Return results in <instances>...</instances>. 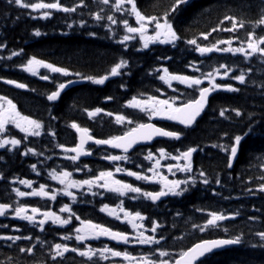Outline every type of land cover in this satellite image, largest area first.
Segmentation results:
<instances>
[{
  "label": "trees",
  "instance_id": "trees-1",
  "mask_svg": "<svg viewBox=\"0 0 264 264\" xmlns=\"http://www.w3.org/2000/svg\"><path fill=\"white\" fill-rule=\"evenodd\" d=\"M75 2L76 0H61L62 4L68 6ZM171 2L172 0H137V7L145 15L159 16L164 13ZM86 3L88 8L78 9L77 13L71 15L52 10L53 14L50 19L33 20L29 15L30 9H21L8 5L6 0H0V42L7 45L0 52V56L5 57L0 60V94L13 100L25 115L40 120L47 128L50 126L49 118L53 114L61 125L52 124L53 127L56 129L63 127L61 129L63 133L67 130L64 127L75 122L90 128L98 136L106 133L101 129L98 130L93 123H100L112 129L115 135H121L129 125L116 124L115 114L125 115L134 122H147L146 115L125 107L133 96L138 98L149 95L158 96L157 92L162 91L165 94L168 93V96L179 94L165 90L162 81L155 78L162 74L163 68H168L169 72L174 74L200 76L201 73L189 72L187 64L192 61L205 72L218 67L221 63L234 69L230 75H238L243 71L246 76L244 85L232 79H228L226 83L239 88L240 91L216 93L210 100L207 112L195 128L186 131L175 124H160L168 130H182L184 135L180 141H163L166 143L162 144L163 146L157 145V147H165L167 151H172L176 147L182 150L188 146L198 147L195 155L197 173L201 170L205 171L210 184L205 186L198 183L182 197L171 200L169 206L163 207L162 211L160 208L156 209L158 216L154 219L163 225L162 229L157 230L158 233L162 232L174 242L165 244L166 248H171L174 253H179L198 241L229 238L239 234L243 237L242 244L210 256L208 264H264V249L251 247L252 243L258 242V237L254 233L264 231V193L252 195L246 192L248 187L255 189L260 183L257 177L264 175V88L261 87L264 84V62L258 58V53L249 57L248 61H245L239 53L233 55L219 52L203 59L195 55V46L185 43L187 39L195 38L197 43L207 46L218 39H228L235 35L239 37V40L233 39L232 45L240 46L241 41H246V33L251 30V24H246L245 29H238L235 33L213 32L208 40H204L201 34L219 25L226 15L237 19L243 18L245 21H256L264 13V0H190L171 17L173 28L181 37L175 47L164 44L142 51L135 50L142 47L138 37L127 43V51H124L123 45H118L113 39H109L110 34L105 31V28L91 21L88 15L90 11L98 10V3L94 0H86ZM81 12H83L82 18L89 21L88 28L100 27L96 38L90 37L85 28H80L78 23L74 24L71 29L66 26L73 21L78 22L81 19ZM35 14L39 15V13H31V15ZM129 23L131 24V20ZM224 26L230 27V22L225 21ZM36 29L46 34L34 37L32 33ZM117 29L119 37L125 34L121 25H118ZM262 29L264 25L257 27L255 34L264 35ZM244 46L246 47V43ZM20 49H23L20 56L13 57L11 60L6 59L11 51ZM33 56L55 66L79 72L84 76H102L108 73L120 59L128 61V68H122L121 75L110 79L104 85H94L85 80L74 82L65 89L59 102L52 105L46 99V93H49L52 88L49 81L43 82V80L35 79L19 67L21 63H26V60ZM155 69H161V72L156 73ZM149 72H153V75H148ZM42 73L51 75L46 70ZM4 80L24 83L27 88H16L4 83ZM59 82L64 81L58 80ZM179 91L185 93L184 98L186 99H192L197 95L192 91ZM108 96L113 99L106 100ZM97 107L104 111L97 115L96 120H89L87 111ZM51 108L54 111L50 114ZM225 109H227L225 115L221 116L220 112ZM234 109L240 110L242 116L236 117ZM105 112H112L114 115L110 117L105 115ZM250 126L254 131L244 136ZM225 133L227 136L224 135ZM235 135H242L244 139L239 148L237 161L229 169L226 167L228 153L220 151L219 147L213 148L211 145H230ZM25 145L34 148L37 152H42L41 156H48V146L38 141H32L29 144L22 142V151ZM0 156L4 157L3 162L7 164L4 169L0 170V174L6 177V180H0V203L15 204L19 201L15 193L11 191L13 188L11 175L18 168L19 161L24 171L30 172L29 165L33 163L30 157L33 155L23 156L27 157L23 159L19 152H5L0 153ZM217 177L221 180L220 186L215 183ZM214 191L219 195H212ZM224 197L230 198L224 199ZM198 208L205 211H196ZM208 211H216L229 216L238 212L239 215L235 220L218 222L220 227H213L210 234L202 236L192 231L191 227L193 223L203 224L208 218L206 215ZM177 212L181 215H177ZM250 216H255L256 220H249ZM0 224L9 225L7 229L0 228V234H14L9 230L18 227L15 226L10 213L7 218L0 217ZM21 228L24 227L21 226ZM224 229L228 230L227 233ZM176 236L182 239L177 240ZM18 243L25 246L29 242ZM9 257H12L13 261L18 264L33 261L31 256L20 254L16 246L9 249L4 242H0V261H5L7 264Z\"/></svg>",
  "mask_w": 264,
  "mask_h": 264
},
{
  "label": "snow or ice",
  "instance_id": "snow-or-ice-1",
  "mask_svg": "<svg viewBox=\"0 0 264 264\" xmlns=\"http://www.w3.org/2000/svg\"><path fill=\"white\" fill-rule=\"evenodd\" d=\"M98 3V10L90 11L88 13L91 21H94L98 26L106 29V32L110 35L109 39H114L117 36V32L114 30V26L122 25L124 35L118 39H114V42L118 45L124 46V51L128 50L127 42L139 38V42L142 47L136 48V51H142L149 49L150 44H170L175 47L176 42L181 39L177 34L171 23V17L174 13L178 12L181 6H186L190 0H172L171 4L164 11L162 15H145L137 7V0H94ZM8 5H14L21 9H30V18L36 19H50L53 11L61 12L68 15L77 13L78 9L88 8L86 0H76L71 6L61 3V0H6ZM130 6V7H128ZM44 10V11H41ZM31 13H39V15H31ZM119 14V17H117ZM81 19L79 21H73L68 23V28H73L74 24L78 23L80 28H86L89 21L83 19V12L80 13ZM129 17L135 18V24L133 26L129 23ZM225 21L230 22L229 26H224ZM246 24H251V30L246 33V41H241L239 47H232L233 39L239 40L238 36H233L228 39H218L215 43L202 46L197 43V39H187L185 41L188 45H193L194 51L204 56L207 53L219 52V53H231L236 55L239 53L243 56L245 61L249 60V57L258 53L262 62H264V35H256L255 29L264 25V13H262L256 21H245L243 18L237 19L234 16L226 15L219 25L213 27L211 31L202 33L204 40H208L209 36L213 32H230L235 33L238 29H245ZM152 29V34L149 35V28ZM264 31V29H262ZM46 33H42L39 29L33 31L34 37H41ZM89 36L95 37L94 31L88 32ZM255 36V38H254ZM246 43V48H245ZM219 45H228L227 47H219ZM7 47L6 43L0 42V52ZM23 53V49L19 51H11L10 55L6 57L7 60H11L13 57L20 56ZM5 59L4 56H0V60ZM159 59V57L157 58ZM171 59V57H168ZM19 67L32 76H38V70L40 68L48 70L49 73L59 74L62 77H79L81 80L90 81L94 85H104L110 77L121 75L122 68H128V61L120 59L111 67L110 71L102 76H84L79 72H73L65 67H58L52 63L45 62L44 60L37 59L36 57H30L26 60V63H21ZM187 67L191 68L192 72H201L200 76L195 75H181L170 73L168 68H163V74L157 75L155 78L163 81L173 93H177L178 89L172 87V81H176L179 84L184 85L188 89H192L195 94L198 92V96H194L192 99H186L185 93L181 92L178 95L167 96L164 99H159L154 95H149L147 98H138L133 96L125 105L127 108L137 109L139 112L144 113L148 117V122H134L132 119H128L125 115L115 114L114 122L116 124H124L125 122L129 127L123 131L121 135L111 136L107 139H96L89 135V129L86 127H80L77 123L73 122L70 127L78 133L79 142L75 147H66L63 144H57L56 147L60 148L64 153L63 159L72 161L75 164L82 156H91L92 151L85 149V144L88 141H92L95 145H106L113 149H119L123 154H107L102 155L100 159L107 160L114 164L115 173H122L128 177H133L136 181H142L154 185H159L158 190L146 191L141 187L134 186L131 183L125 182L121 179L115 178V174L111 170H101L98 174H94L88 179H73L72 172L63 169H53L48 172V177L56 181L61 185L60 189L52 188L50 191L46 190L47 185L41 183L39 188H33V181L28 179L12 180L11 183H19L24 185L31 191H21L16 187H13L11 191L15 193L16 197H41L46 198L47 201L56 202L58 196L68 197L72 203L77 202V197L73 194V189L80 191L87 189L86 193L92 196H98L102 193L99 191H93V189H103L104 193L115 194L117 197H125L128 194H135L130 196L129 199L143 198L144 200H150L152 204H156L158 201L162 202V198L165 197H182L189 191V186L195 187L197 184L198 175L200 177L199 183L205 186L210 184L208 176L205 171L201 170L196 175H192L193 168V154L198 151V147L188 146L182 150L180 147H176L173 151H167L165 147H157L155 151L151 148H137V145L147 146L151 144L154 138L164 137L174 141H180L184 135L182 130H167L164 127H158L151 121L154 118L161 120L171 121L175 124L182 125L184 128L192 127L197 118L200 117L204 111L206 104L208 103V97L210 94L217 90H225L228 92H239L240 89L233 87L231 84H219L216 83L217 77L221 80L227 78L237 81L239 84L244 85L246 83V76L243 71L238 75H230L234 69L227 64L221 63L218 67H213L210 71H202L194 62L189 61ZM221 69L223 71L221 72ZM156 73L161 72V69H155ZM127 75L128 73H124ZM148 75H153V72H149ZM39 79L43 81L52 82V78L48 74L39 75ZM207 81V87H201L204 82ZM75 81L72 79L64 82H59L55 86V90L46 93V99L49 102H56L61 93ZM6 84H14L16 88L26 89L27 85L24 83H17L12 80H4ZM123 87V85H121ZM264 88V84L261 85ZM159 91V89H157ZM162 95H164L162 93ZM106 100H112L113 97L108 96ZM87 111V110H86ZM104 111L102 108H94L91 111H87L88 117L91 119ZM227 109L220 112L221 116L225 115ZM236 117H241L242 112L238 109L233 110ZM107 116H113L112 112H105ZM52 119H56L52 116ZM12 126L18 129L23 136L16 138L11 134ZM44 125L38 119L30 118L27 115H22L17 111L16 105L11 99L5 96H0V149H4L6 152H11L13 149H19L22 142H27L29 137H39L42 134ZM254 131L250 126L248 132L244 134L247 136ZM49 136L55 138V133L49 131ZM227 136V133L224 134ZM242 135H235L230 145H217L213 144L211 147H219L220 151L228 153L226 158V167L231 169L233 167V160L237 157L241 142L244 139ZM131 150H135L136 155L142 156L143 161H147L145 165L142 162L134 161L129 155ZM146 150V154L145 153ZM203 150V149H199ZM74 153V155H69ZM41 156L42 152L35 151L32 147L25 145L24 150L19 152L21 156ZM158 154V155H157ZM51 159V157H46ZM125 162L134 164L136 168L143 169V171H133L119 166L118 162ZM161 161H175V163L163 164ZM31 170L36 173L37 176L40 172L37 170V165L32 163L29 165ZM88 168V164H83L82 167L78 166L77 171ZM162 169H166L167 175L164 174ZM92 172V169H88ZM184 173L183 179H169V176L175 177L177 173ZM151 173V175H148ZM260 181L258 186L253 189L248 187L246 192L252 195L257 193H264V175L257 177ZM0 180H6L3 174H0ZM216 185H221L219 177L215 179ZM212 195H219L217 192H213ZM230 197H224L229 199ZM100 212L106 213L113 217L115 220L121 223L127 222L131 227V233L122 230H113L111 227L104 226L103 224L93 223L89 219H81L77 215L71 206L67 203H61L59 206V213H67L66 218H62L61 215L52 211L50 206L47 210L41 211L39 207H29L27 204H15L0 203V217H8L11 214L12 219H19L20 221H27L28 225L32 228H38L41 233L45 232V225L51 221L52 225H58L64 227L72 223V218L79 221L78 227L74 226L72 231L75 235L65 234L60 236L61 241L75 240L76 245L69 247L67 243H51L41 239L39 236L34 237L31 234H27L26 231H22L21 227H14L12 231L16 234H0V241L11 249L16 246L18 252L22 255L34 256L37 245H40L41 250L47 244L48 251L47 256L43 264H64L67 257L66 253H74L75 255L83 258L80 264H100L101 261H110V264H208L210 254H214V250L222 249L225 246L240 245L243 243V237L239 234L233 235L229 238L215 239V240H202L199 243L188 247L186 250H182L179 253H170L166 247L167 237L163 233H158V229H162L163 225L157 223L156 220L151 217L142 215L140 211H130L123 206V200L115 208H110L109 204H103ZM196 211L203 212L204 209H196ZM31 213L30 215L28 213ZM121 213L123 216L121 217ZM177 215H181L177 212ZM207 219L203 224L193 223V229L204 232L209 227L218 228L221 225L218 222L224 220H235L239 213L234 215H227L216 211H208L206 213ZM37 217H41L37 219ZM249 220L255 221V216L248 217ZM147 220L150 227H146L143 221ZM0 228H9L8 224H0ZM227 233V229H224ZM258 237L257 243H252L253 248L264 249V231H257L254 233ZM101 237L110 241H115L118 245H124L128 247L146 246V250L139 254L134 255L125 247L123 250H118L115 247H110L107 243H104L100 247H92L87 241L100 240ZM175 239L180 240L182 237L176 236ZM29 242L25 246H21L18 242ZM35 241V242H33ZM119 258V259H116ZM0 264H5V261H0ZM7 264H18L14 262L12 257L8 258Z\"/></svg>",
  "mask_w": 264,
  "mask_h": 264
},
{
  "label": "flooded vegetation",
  "instance_id": "flooded-vegetation-1",
  "mask_svg": "<svg viewBox=\"0 0 264 264\" xmlns=\"http://www.w3.org/2000/svg\"><path fill=\"white\" fill-rule=\"evenodd\" d=\"M51 86H52L51 89L53 91V85H51ZM52 111H54L53 108H52ZM51 121H52V123H54V125L61 126L58 123V120L51 119ZM62 128L63 127L57 128L54 131L56 139L53 138L52 136H50V139L47 142V145L49 147H51V153H52V156H50L51 159H47V163L46 164H41V165H37L35 162H33V163H35L37 165V170L40 172V175L37 176L35 172H33V173H31L29 171L25 172L24 169L22 168V165L20 164V161H19L18 168L11 175L13 179H15L17 181L20 180V179L32 180L33 181V188H37V189L39 188V185L41 183H44V184L47 185L46 190L50 191L52 188H56V189H60L61 188V185H59L56 181H53V180H51L48 177V172L53 170V169H56V170L63 169V170L71 172V168L73 167L74 171L72 172V178H85L88 175V169L89 168L92 169V172H91V174H92L91 177H92L94 174H96V171L99 168L105 167V168H107V170L113 171L115 175L121 174V175H118L119 179H121V180H123L125 182L128 181V183H131L134 186L141 187L143 190L147 191L148 188H149L148 187L149 185L154 190H158L159 189V185L145 183V182H142V181H136L135 179H131V178L129 179L130 181L127 180V178H125V176H126L125 174L115 173V169H114V164L113 163H111V162H109L107 160H102V159H100V157H96L93 160L85 161V162L79 161V162H76L75 164H73L72 161L63 159L64 154H62L61 150L55 148L56 147L55 145H57V144L69 145V144H71V142L75 141V143H74V146H75L76 143H77V136H76V133L75 134L72 133L71 129L69 128V124L66 127H64V128L67 129L64 133H63V131H61ZM145 148H147V147H145ZM149 148H151L153 151H155V149H156V148H153V147H149ZM91 151H92L93 155L95 153H97L95 151V149H91ZM102 154L105 155L104 153H102ZM132 154L130 156H131V158L134 161L142 162L145 165L148 164L147 161H143V157L142 156L136 155V152L133 155ZM144 154H146V150H145ZM3 160H4V157L0 156V170L4 169L7 166V164L4 163ZM17 160H20V158H17ZM85 163L88 164V168H83V170L77 171V167L78 166L82 167V165L85 164ZM118 163H119L120 167H123V168H126V169H130V170L138 171V172L139 171H143V169L136 168L134 166V164L125 163V162H122V161L118 162ZM161 163L163 165V164H167V163H175V161H161ZM29 169H30V167H29ZM162 171L164 172L165 175H167L166 169H162ZM148 175H151V173H148ZM181 175H182V173L178 172L175 177L169 176V179H179V178H181ZM17 184H19V183H17ZM29 190H31V189H29ZM72 191H73L74 195L77 194V191L75 189H73ZM84 192H86V191H84ZM63 198H65V197H63ZM66 199H68V198H66ZM48 202H49L48 207L50 206L52 211L56 210V206H58V204L54 205L55 202H51V201H48ZM73 207L82 209V219L91 218V215L94 214V216L96 218H98V220H95V221H98V222H100L103 225H108L109 226V224H110L111 227H113V228H115V227L118 228L119 227L118 225H116L114 222H112L109 219L105 218L104 219L105 222L100 220V218H102V215L96 209L95 206L82 204V206L75 205ZM71 208H72V206H71ZM61 214L66 215V213H61ZM80 216H81V214H80ZM49 222H51V221H49ZM49 222L46 225H49ZM74 226H76V227L80 226L79 225V221L72 220V223L70 225H66L65 229L55 228L53 226H47L46 227V232H47L48 237L51 238L50 242H52L54 239H60V236H58L57 238H56V236H54L55 233L60 235V234L65 232V234H69V235L74 236L75 233H74V231H72ZM123 230L131 233L130 225L125 226L123 228ZM38 232H39V230L36 228V232L35 233L38 234ZM65 234H63V235H65ZM70 241H74L75 242L74 239L70 240ZM92 247H96V246H92Z\"/></svg>",
  "mask_w": 264,
  "mask_h": 264
},
{
  "label": "water",
  "instance_id": "water-1",
  "mask_svg": "<svg viewBox=\"0 0 264 264\" xmlns=\"http://www.w3.org/2000/svg\"><path fill=\"white\" fill-rule=\"evenodd\" d=\"M212 94H213V93H211L210 96L208 97V103H209V99L211 98ZM208 103L206 104L205 109L208 107ZM205 109H204V111H205ZM204 111L201 113L200 117L203 115ZM200 117L197 118V121L199 120ZM197 121H196V122H197ZM181 126H182V125H181ZM182 127H183V126H182ZM190 128H191V127H190ZM160 138H164V137H156V138H154L153 141L151 142V144H152L155 140L160 139ZM91 142H92V141H88V142L85 144V147H86L87 144H89V143H91ZM149 145H150V144H149ZM104 146H106V145H104ZM138 146H142V145H137L136 147H138ZM107 147H108V146H107ZM112 149H113V148H112ZM117 150H119V149H117ZM131 151H132V150H131ZM131 151H130V152H131ZM235 161H236V158L233 160V163H234ZM231 246H235V245H231ZM231 246H225V247L222 248V249H216V250H214V253L221 252V251H223V250H225V249H227V248H229V247H231Z\"/></svg>",
  "mask_w": 264,
  "mask_h": 264
}]
</instances>
